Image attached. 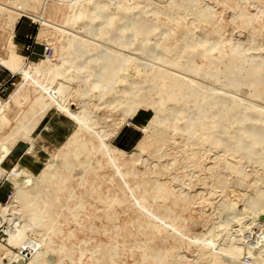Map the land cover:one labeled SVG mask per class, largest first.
<instances>
[{"label":"bare ground","instance_id":"6f19581e","mask_svg":"<svg viewBox=\"0 0 264 264\" xmlns=\"http://www.w3.org/2000/svg\"><path fill=\"white\" fill-rule=\"evenodd\" d=\"M30 1H34L33 5L35 1L38 4L46 2L26 0L18 9L14 8L16 4L14 9L8 10L13 13L11 22L17 21L26 7H34ZM54 1L60 5H79V14L85 11V15L94 6L90 11L94 18L96 15L99 18L106 8L109 11H104L107 13L100 25L91 18L81 27V32L72 26L63 28L71 33L69 42L74 51L69 63L62 61V70L52 59L26 69L24 84L13 94L24 108V114L11 133L0 138V153H7L19 138L29 135L48 109L57 106L74 114L78 127L48 165L45 175L52 174L61 180L58 170L61 166L78 174L82 169L85 177L93 176L98 185L104 176L118 182L111 191L97 195V206L87 201L88 197L82 198V193L75 191L70 180L55 184L58 189L50 186L49 190L58 191L62 197L65 193L71 194L74 201L66 205L58 204L59 201L44 205L39 197L32 203L18 199V209L13 206L17 218L4 222L10 227L6 230L8 237L14 239L12 245L16 248L19 241H26L24 233L28 229L40 234V245L56 242L58 250L50 252L48 261L30 258L29 264H74L82 261L87 252L97 255L100 263L116 264L123 259L124 253L136 250L140 254V264H175L192 259L211 264H242L246 257L264 264V242H248L244 236L251 225L264 230V0H144L158 17L167 16L163 18L165 22L151 21V12L146 15V11V16L138 19L135 13L138 6H132L129 15L124 13L125 22L116 29L115 39L107 34L108 23L113 17L110 7L122 8V3L130 0H111L112 3L110 0L106 3L101 2L103 0ZM250 1L258 11L249 9ZM228 12L231 13L228 26L235 25L247 31L246 37L240 34L238 38L233 35L226 38L223 35L219 47L216 44L208 46L214 40H202L198 31L210 38L212 28L216 37L223 38V17ZM42 25L45 29L57 30L48 21ZM155 29L161 30L159 36L153 32ZM110 40L116 42L115 51H112ZM245 45L250 48L247 50L258 51L247 54L243 50ZM17 53L13 51L7 60L11 68L24 63ZM146 55L152 56V62L144 61ZM139 62L150 69H139ZM136 65L139 68H135ZM172 69L179 73L174 74ZM209 77L212 83L201 85V80ZM77 80L97 90L96 93L77 98L66 96V84ZM175 101L181 105L178 110L174 107ZM4 107L7 103L0 104V129L10 122L1 112ZM142 107L153 110L148 120V133L133 153L126 154L109 141L108 137L115 132L111 126L121 125L127 116L135 115ZM119 110L121 112L113 115ZM108 119L112 120L111 124ZM249 127L251 131L247 130ZM176 140L192 146L191 158L177 157L179 161L174 157L171 163L162 161L165 146H172ZM184 151L179 152L183 154ZM175 162H191L205 174L194 171L195 174L184 177L171 175L170 171L176 168ZM141 164L143 169L139 167ZM246 164H251L252 172L246 170ZM166 175L170 177L165 178ZM209 178L213 179V184L219 182V186L232 182L234 186H241L239 190L242 186L249 189H244L236 201L227 200L223 190L220 202L217 201L224 206V215L213 221L206 232L190 235L191 227L186 224L184 212L192 207L197 197H202V202H214L212 191V195L204 196L205 193L196 188L197 183L208 184ZM65 188L70 190L65 191ZM30 194L39 196L35 188ZM89 194L93 197L94 191ZM31 211L33 220L26 221L27 228L20 226V231H16L13 225L20 221L17 219ZM52 215L54 220L51 221ZM97 220L102 224H97ZM72 222L76 224L74 227L69 225ZM71 229L74 233L62 239ZM79 233L106 234L108 239L93 245L94 237L78 238ZM72 238L77 240L70 244ZM33 241L24 242L28 251L38 245ZM193 243L197 246L195 255L188 251ZM17 250V254L22 253L24 247L18 245Z\"/></svg>","mask_w":264,"mask_h":264},{"label":"rangeland","instance_id":"374dc122","mask_svg":"<svg viewBox=\"0 0 264 264\" xmlns=\"http://www.w3.org/2000/svg\"><path fill=\"white\" fill-rule=\"evenodd\" d=\"M24 1L26 0H14V1L0 0V104L7 103V107L6 108L4 107L3 110H1V112H3V114H5V116L8 117V119L10 120L8 125H3L2 128L0 129V138H2L8 133H11L12 128L15 127V124L23 117L24 108L21 106L20 101H18L13 94L15 90H18L20 85L24 84V80L27 78V75L25 77L26 69L33 67L34 64H37L42 60L52 59L56 61L57 64L60 65L59 69L62 70L63 69V67L61 66L62 61L63 62L67 61V63H69L68 59H71L72 56V55L70 56V54L71 52L74 51L73 50L74 48L71 47L70 45L71 42H69L71 41L72 38L71 33L67 30H64L65 31L64 32L63 28L65 26L70 28L72 26L71 28L75 27L76 28L75 30L80 29L79 31L81 32L83 29V28L81 29V27L84 24L88 23L91 20V18H94L90 13V11L94 9L93 5H91L93 7L90 6L92 9H90V11H87L85 15V11L84 13L79 14L80 13L79 5L78 7H76V5L75 6L73 5L74 6L73 7L71 3L60 5L59 2H56L54 0H46L45 4L44 3L38 4L35 1L36 5L35 4L33 5L34 1L32 2L30 1V5H33L34 7L31 8L26 7L24 13H22L20 18L14 23L13 21L11 22L13 18L12 16L13 13L10 11L8 12V10L14 8L18 9L19 6ZM132 1H135V3L134 2L132 3ZM101 2L106 3V0H103ZM129 2L130 4H128ZM16 4H18L17 7L15 6ZM127 4L130 7H128ZM247 5L251 11H255V12L258 11L257 7L254 6L255 4L253 2L250 1V3H248ZM110 6L111 5H109V7ZM132 6L134 7L138 6V8L135 10V13L139 15L138 19L143 18V16H146L148 12H151L149 14L150 17L149 19L151 21L158 22L159 24H161L163 21L165 22L166 18L165 19L163 18L167 17L164 15H162V17H158L159 15L156 12L154 13L151 7L148 6V3L144 2V0L143 1L130 0L127 3L123 2L122 8L118 9L117 6L110 7L111 9L110 13H112L113 17L108 23V28H107L108 36H112L114 38V36L117 35L116 29H119L121 25L124 24L125 22L124 13H127L129 15ZM217 10L220 13L221 10L220 9ZM104 11H109V10H107V8L102 10L101 11L102 13L100 12L99 15L100 17L97 18L96 15L94 18L95 22L99 23V25L101 23L102 17L106 16L105 13L107 12ZM230 14L231 13L228 12L223 17L225 24L223 28L224 30L222 29L223 32V34L221 33L222 36L226 35V38L227 37L230 38V35H233L234 38H238V35L241 34V36L243 35L242 37H246L247 31L243 29L240 30L239 28L235 27V25L228 26V23L230 21V17H229ZM48 17L50 19H47ZM47 21L49 24L55 25L57 30L53 31L52 28L45 29V26H43L42 24L47 23ZM160 31H161L160 29H155L153 32L158 34L159 36L161 34ZM103 33L105 34L106 32ZM215 33L216 31L211 28L209 35H211L212 38L211 37L208 38L209 36H204V34L199 33L198 31V35H200V38L202 40L208 39L210 42L212 40L215 41L216 39L215 41L216 43L212 41L213 44L209 43L208 46L210 45L212 46L216 44V46L219 47L221 44L220 43L221 40L224 39V36L223 38L216 37ZM113 38L111 39L113 40ZM233 41L234 40H232L231 42ZM109 42L111 43L110 46L112 45L113 48L112 51H115L114 47L116 48V44H115L116 42L111 40ZM243 47H244L243 50L247 54H250L252 51L253 52L258 51V50H247L250 49L248 48L247 45ZM13 51L18 52L17 54H19V56L24 61L23 65L19 66L18 68L15 67L11 68V66L9 65V61L7 62L8 58L11 56ZM151 58L147 56L144 59V61L146 63L152 62L153 58L152 59ZM143 64L144 62L143 63L139 62L137 65H139L141 68H139V66L137 65L135 68L143 69L144 67L145 70L150 69L149 66H147L148 67L147 69V67H145V65L143 66ZM43 65L44 63L42 64V66ZM67 66H70V64ZM172 70L174 74L179 73V71L176 69H172ZM174 74H173V78L176 79L177 76H175ZM201 81H200L201 85L204 86L207 85L209 86V84L212 83L211 82L212 79L210 77L204 78ZM66 86H67L65 88L66 92L64 93H66V96H70L71 98L81 97L83 96V94H87V96L88 95L92 96V94L96 93L97 91V90L95 91L94 88L92 90L91 87L90 88L85 87L84 83L78 80L73 81V83L71 82L70 85L66 84ZM72 87L73 89H71ZM84 90L88 92L86 93ZM246 93L247 94L245 95L246 97H248V92ZM165 94L168 95L167 93ZM30 95H33V93H31ZM178 104L180 103L175 101L174 107L175 109L177 108L176 110L180 109L179 107H181V105ZM238 107L241 108L242 106H238ZM106 111L107 110H104L103 112ZM119 112H121V110L114 111L113 115L114 114L116 115ZM152 114H153L152 109H149L147 107H142L139 109L138 112L135 113V115L127 116L126 120L121 125L116 127L111 126L112 130L115 132L111 133V136L108 137L109 141L112 143L114 147L123 150L124 152H126V154L133 153L136 150L139 142L148 133V129H149L148 120L152 116ZM91 115H93V113H91ZM117 117L118 116H116V118ZM111 118H113V116H110V119ZM110 119H108L109 120L108 124L112 123V120ZM77 127H78V120L75 118L74 114L68 112L65 108H59L57 106H53L50 109H48L44 117L35 125L34 130L31 131L29 135L27 134L24 138H19L16 141L13 148H10L7 151V153L5 151L0 153L1 155L0 157V226L3 224L0 227V246L2 245L0 247V264H29L30 258H35L36 260L39 261H48L51 256L50 252L54 250H58V245L56 244V242L51 243L48 241V243L44 246L38 244V242H40V234L34 232L33 230L31 231L28 229V231L24 233V240H26L24 242L26 243L29 242L30 240H34L33 242L38 245H35L34 247H32L33 249H31V251H28V248H26L24 242L19 241L20 242V243L18 242L19 247L23 246L24 250L22 251V253L17 254L18 245L16 246V248L15 246H13L14 242L12 240L14 239L13 237L11 238L8 237V233L6 230L7 228L10 227H7L8 224L4 222L5 219L11 220L17 218L14 209L18 207V202H19L18 199H22L21 202L24 203H32V202H36V198L39 197L42 200H44L43 202L44 205H50L52 204V202H56V201H59L58 204L66 205L68 202L74 201L71 194L65 193L64 196L62 197L59 195L58 191H49V190H51L52 188L58 189L55 184H61L63 181L70 180L71 181L70 183H72L73 185L72 187L75 188V191L76 192L79 191L80 193H82V198L88 197L86 200L96 205L95 199H97V195L104 194L106 191H111L115 183L118 182V180L115 181L109 180V176H104V180L101 182L100 185H98L96 184L95 178L93 176L85 177L82 169H79L80 174H78L77 172H73V170L62 169L61 166L58 167V170L61 171V174L59 175L62 176L61 180H57L56 176L52 174L45 175L44 172L47 169L48 165L55 160V157L59 153L61 147L64 145L66 140L76 131ZM247 130L251 131L252 129L251 127H249ZM191 149H193L191 145L189 146L188 144L185 146L183 142L181 143L179 140H176V142H174L172 146L170 145L165 146V157L162 158V161L171 163L174 157L187 160L192 156ZM181 150H185L183 154H180L179 151ZM145 154H147V152ZM250 165L247 166L246 164L245 168L246 170H250L249 172H252L251 171L252 166ZM175 166L176 168L170 171L171 175L177 174L180 177H184V175H192L193 173L195 174L194 171H196L198 174H202V175L205 174L204 173L205 171H202L199 168H194L191 162H183V163L175 162ZM139 167L140 169L144 168L142 164L139 165ZM104 174L107 173L104 172ZM167 177H170V175L165 176V178ZM77 183H80L79 186ZM219 185H221L219 182L213 184V179H211L206 185L197 183L196 188L198 189V191H202L203 193H205L204 196H208L207 194L209 195L214 194V199H213L214 202L213 203L202 202L203 198L197 197L195 199L196 202L192 205V207L188 208V210L184 212L185 218L187 219L186 224L191 227L190 235L201 234L206 232V229L208 227L213 225L215 221L220 220L221 216L224 215L222 214L223 211L222 207L224 206L221 207V205H219L221 199L220 195L222 194L223 190H224V196L227 200L236 201L240 199L241 192H244L245 190L249 189L248 187L245 188L242 186L241 190H239L241 186L240 187L234 186L232 185V182H230L229 185L228 184L224 186L223 185L219 186ZM202 186H205L206 187L205 189L207 190H203ZM33 188L36 189L39 196L36 195L33 196L32 194H30V190ZM43 189H47V190H43ZM69 190H70L69 188H65V191H69ZM90 191H94L95 197L94 196L92 197L89 194ZM211 191L212 194H210ZM236 194L239 196H236ZM13 206H15L16 208H13ZM66 210L67 207H64V211ZM119 210L121 209L119 208ZM248 212H251V210L248 209ZM12 214L13 215L15 214L16 216L15 215L12 216ZM62 216L64 219L65 218L64 214ZM23 217L18 218L17 220L20 221L16 222L13 225L16 231H20L19 230L20 226H22L23 228H27V226H25L27 224L26 221L33 220L32 219L33 211L26 212L25 215H23ZM40 217L44 218V216H40ZM120 217H123V214ZM50 218L51 221L54 220L53 215ZM97 224L101 225L102 223L100 220H97ZM69 225L70 227H74L76 224L72 222ZM249 227L251 228L247 230H252L253 233L251 231L248 232L247 230L246 232H244V236H246L248 239L246 241L250 242V240L251 241L253 240L255 241L254 243L259 242V244H262L264 242V237H262L264 236L263 233L264 230H260L259 227L255 228L254 225H251ZM72 231L73 229H71V232L66 234L65 238L62 239L66 240V238L69 235H72L74 233ZM249 233H252L253 236L250 234L251 236L250 237ZM255 233H257L258 235ZM87 235L90 237H94V239L92 240L93 245L96 244L101 239H106V240L108 239L106 234H91V233L77 234L78 238H82ZM55 237L58 238L56 234ZM118 239L121 240L122 237H119ZM76 240L77 238H72L71 241H69V243L71 244ZM132 240L133 239H130V241ZM186 240L188 241V239ZM193 245L194 243L190 245L188 251L191 252V254L194 253L196 254L197 246L196 244L195 246ZM122 256L123 259L116 264H140L138 262V260L140 259V254L138 250L133 252L127 251ZM53 257L58 258L59 255L53 254ZM191 258H193V256ZM244 259L242 261H244L245 263L242 264H258L256 262L254 263L251 260L252 258L249 259L248 257H246ZM197 261H198L197 259H192L190 261L189 260L177 261L175 262V264H211L210 262L203 263ZM74 264H104V263L103 262L100 263V260L98 259L97 255H92L89 252H87L83 256L82 261L80 262L77 261ZM226 264H235V263L226 262Z\"/></svg>","mask_w":264,"mask_h":264},{"label":"crops","instance_id":"0c3cea01","mask_svg":"<svg viewBox=\"0 0 264 264\" xmlns=\"http://www.w3.org/2000/svg\"><path fill=\"white\" fill-rule=\"evenodd\" d=\"M19 30V29H18Z\"/></svg>","mask_w":264,"mask_h":264}]
</instances>
